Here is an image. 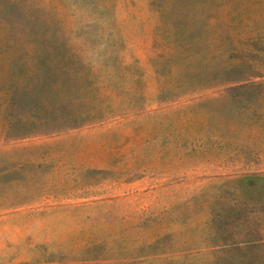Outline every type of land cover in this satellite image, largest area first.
Segmentation results:
<instances>
[{
	"label": "rangeland",
	"instance_id": "rangeland-1",
	"mask_svg": "<svg viewBox=\"0 0 264 264\" xmlns=\"http://www.w3.org/2000/svg\"><path fill=\"white\" fill-rule=\"evenodd\" d=\"M0 264H264V0H0Z\"/></svg>",
	"mask_w": 264,
	"mask_h": 264
}]
</instances>
